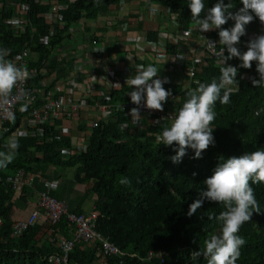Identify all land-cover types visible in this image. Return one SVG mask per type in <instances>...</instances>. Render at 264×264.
<instances>
[{
	"label": "trees",
	"instance_id": "1",
	"mask_svg": "<svg viewBox=\"0 0 264 264\" xmlns=\"http://www.w3.org/2000/svg\"><path fill=\"white\" fill-rule=\"evenodd\" d=\"M1 1L0 48L8 49L12 55L23 47H31L35 57L29 58L28 89L34 91L44 76L33 70L39 68L54 50L67 45L71 40L70 28L81 19L96 18L99 12L121 0H46L44 4L40 0ZM216 2L204 0L205 11ZM16 3H25L28 7L23 13V27L18 30L5 23L6 18L15 12ZM147 3L168 7L180 29L196 26L188 7L190 0H147ZM232 3L234 8L242 7L240 0H232ZM52 4L64 7L59 11L62 27L59 22L51 24L46 20ZM233 25L234 21L229 20L222 27ZM51 29L53 33L50 34ZM218 31L214 29L206 35L219 40ZM44 35L48 36L47 43L39 41ZM155 36L152 32L150 39ZM88 39L90 41V37ZM170 49H173L172 45ZM246 50L240 49L241 52ZM227 62L232 66L241 64L237 58ZM238 73L242 74L238 78L239 87L230 88L229 103L222 105L217 101L215 106L217 115L211 124L214 146L204 151L200 159H193L194 151L188 149L180 163L171 160L177 146H165L156 137L171 125L188 99L190 89L196 88L198 82L219 80L220 67L211 60L195 66L186 86H172L174 97L165 104L164 119L157 117L156 121H147L142 118L139 124L133 123L130 116L116 108L117 102L129 99L130 86L122 84L120 88L112 89L108 119H99L96 126L81 124L80 128L86 129L88 146L85 151L68 155L63 154L62 149L71 148L72 137L55 129L63 124L62 118L54 121L55 127L47 122L40 124L43 128L40 142L30 129L26 135H14L30 111L28 105L19 103L14 120L6 123L5 132H0V151H8L10 138L19 141L13 162L0 169V264H51L48 258L59 251V238L72 239L73 225L65 218L54 224L43 219L19 235L12 233L18 203L28 202L31 189L28 183L15 187L7 177L18 170H23L27 177L39 165L75 167L78 183L91 182L89 190L95 196L92 209L96 213L95 229L120 252L106 255L98 240L85 244L76 241L68 255V264H207L203 256L192 259L191 252L202 250L204 240L211 234H219L222 224L215 217L224 209L220 204L205 200L202 207L189 217V205L199 198L202 189L206 190L204 181L213 174L219 162L264 150V86L252 85L253 79H259L256 62L250 69L239 68ZM91 97L102 102L95 93ZM125 124L127 127L122 128ZM123 178L130 183L121 184ZM251 186L261 210L254 212L252 220L240 229L239 235L246 243L240 249L237 264H264V183Z\"/></svg>",
	"mask_w": 264,
	"mask_h": 264
},
{
	"label": "clouds",
	"instance_id": "2",
	"mask_svg": "<svg viewBox=\"0 0 264 264\" xmlns=\"http://www.w3.org/2000/svg\"><path fill=\"white\" fill-rule=\"evenodd\" d=\"M240 4L242 7L237 9L234 8L232 0L228 3L217 0L212 7L207 8V11L204 0H190L188 4L191 19L201 33L219 30V41H208V46L215 50L217 43L222 45L219 52L215 53L222 66L219 80L213 78L210 83L198 82L196 88L187 92L188 99L174 116L171 125L157 135L156 138L161 144L177 146L174 149L176 154L171 157L173 163L182 162L188 149L194 151L193 159H200L204 151L214 146V128L211 124L217 115L215 106L217 101L222 105L229 103L230 86L239 87L237 81L239 68L250 69L252 63L256 62L259 79H253L252 85L264 86V34L249 40L247 50L244 52L237 47L241 37L246 35V25L254 18L264 23V0H240ZM229 20L234 21V25L223 28L222 26ZM8 55V49L0 48V100L5 103L12 96L13 89L30 78L28 70L7 59ZM233 58L239 59L241 64L239 66L228 64L227 61ZM161 70L149 64L127 78L126 84L135 89L128 93L131 102L137 106L128 114L133 123L139 124L143 118L140 112L141 105L149 110L163 111L164 103L172 96L171 90L164 88V84L169 83L168 78H158ZM113 85L122 86L119 83ZM8 118L14 120V115L9 112ZM7 148V152L0 151V169L7 168L15 159L19 148L18 139L10 138ZM120 183L129 184L130 181L123 178ZM258 183H264V150L233 156L218 163L213 174L204 181L206 190L202 189L199 198L189 205L187 215L191 217L195 214L205 200L220 204L224 210L215 219L221 222L222 227L219 234H211L204 240L202 250L191 252L192 259L203 256L207 264H237L240 249L246 243L239 235L240 229L246 222L252 220L254 212L259 213L261 210L255 190L251 186Z\"/></svg>",
	"mask_w": 264,
	"mask_h": 264
},
{
	"label": "crops",
	"instance_id": "3",
	"mask_svg": "<svg viewBox=\"0 0 264 264\" xmlns=\"http://www.w3.org/2000/svg\"><path fill=\"white\" fill-rule=\"evenodd\" d=\"M150 8L147 0H121L118 4L110 5L108 9L99 12L96 18L81 19L75 23L70 28L71 40L67 42V45L54 50L49 55L48 62L51 68L47 73H39L44 78L34 91L41 97L43 94L49 97L62 93L77 100L83 99L79 111L63 121V125L69 128L68 133L65 134L71 135L73 144L76 141L86 140V129H81V124L90 127L93 121L107 120L109 109L112 107L109 100L102 101L101 103H105L108 107V114L102 116L99 107L101 103L91 97L97 92L93 91L88 95L85 91L83 80L87 77H99V91L117 89L119 87L113 84H120V77L129 78L135 75L141 67L152 64L162 69L158 78H168L169 83L164 84V88L170 89L172 96H174L173 85L186 86L188 84L187 78L190 77L187 70L191 63L187 61L180 64L175 61V53L184 52L188 58L190 57L191 47L188 46V52H185L183 49L185 42L183 43L179 37L184 29H180L175 15L169 11L168 7H161L158 4V10L154 13H151ZM188 28L196 31V34L200 33L197 26ZM152 32L156 35L154 39H150ZM143 39L147 42H163L167 48V56L162 59L155 58L150 51L149 44ZM199 39V36L195 37L194 43ZM170 45L173 47L172 50ZM98 46H102V53H93L92 49ZM225 54L227 55V51ZM32 57H35L34 54ZM78 64L82 66V69H76ZM57 86H60L61 90L56 91ZM132 90L135 89L130 86V92ZM129 100H131L130 96L128 100L119 101L116 105ZM141 115L149 121L147 114L141 113ZM75 170V167L36 166L34 171L28 174L25 182L31 189L27 196L28 202L18 203L19 206L14 213L15 219H26L30 211L38 208L36 204L38 194L50 181L57 182L56 187L49 191L50 194L67 203L70 209L80 213L92 211L95 196L89 190L91 182L78 183L75 180ZM41 221L43 222V219L38 223ZM73 236L74 233L72 239Z\"/></svg>",
	"mask_w": 264,
	"mask_h": 264
},
{
	"label": "built area",
	"instance_id": "4",
	"mask_svg": "<svg viewBox=\"0 0 264 264\" xmlns=\"http://www.w3.org/2000/svg\"><path fill=\"white\" fill-rule=\"evenodd\" d=\"M46 0H40V3H46ZM158 3H152L149 7L151 13L156 12ZM3 7V2L0 0V9ZM64 7L60 4H52L50 11L46 16V20L52 23L60 24L61 23V14L60 10ZM27 5L25 3H16L15 12L8 18H6L5 23L11 26L13 29L18 30L23 27V13L27 12ZM264 23H261L259 20H253L251 25L248 24V32L241 39V42L237 47L239 49H247V42L258 35L264 34ZM50 34L53 33V29L50 30ZM208 33V32H207ZM199 36V41H195V37ZM180 40L183 41L184 51L188 52V46L191 47L190 57L188 58L186 53H175V61L180 64H184L187 61L190 66L187 70L188 76L191 77L194 73V67L198 64H206L208 60H211L213 64L217 67H221L222 64L220 62L219 57L215 54L219 52L220 45L217 43L215 50L210 49L208 46V41L218 42L219 40L206 35L204 33L196 34L191 28L184 29L181 34H179ZM39 41L43 43L48 42V36L44 35L39 38ZM150 46V51L155 58H165L168 54L166 45L161 41H146ZM93 53H102V46L94 47L92 49ZM226 52V49H225ZM33 55L32 49L30 46L23 47L20 51L8 55L7 59L12 60L18 66L24 67L30 73L31 71L28 68V61ZM226 55V54H225ZM51 68V65L48 62V59L45 60L39 68H35L38 73H47ZM76 69H82V66L78 64ZM101 78H104L101 76ZM237 74V81H238ZM98 79L99 77H87L83 80V84L85 87V91L87 94L95 91L98 96L102 99V101L109 100V92L106 90L99 91L98 87ZM126 77H120V85L126 84ZM234 88V86H231ZM55 90H61L60 86L55 87ZM27 93V95H25ZM174 97V96H172ZM83 99H74L70 95H64L62 93L54 94L47 97L46 94H43L42 97L38 96L35 91H30L28 89V80L19 84L16 88L13 89L12 96L8 98L7 102L0 100V132H5L7 130V122L11 120L8 118V113L11 112L15 116V110L19 103H23L29 106L30 111L29 115L23 119L20 127L15 131L14 135L21 136L26 135L28 130H31V133L37 137V141L40 142L43 140V128L40 126L41 123L47 122L49 125L54 126V121L57 119L70 118L72 114H75L79 111L82 106ZM102 116L108 114V107L105 103L99 104ZM133 107H137L134 105L131 100L127 102H121L116 105V108L124 111L126 114L130 112ZM163 111L157 110H149L145 106H140V111L149 114L151 117L149 121H156L157 117L161 119L165 118L166 105H163ZM156 115V117H153ZM98 121V120H97ZM97 121H93L92 125L96 126ZM55 127V126H54ZM57 131L61 134H67L69 128L66 125L59 124L55 127ZM88 146L87 140L76 141L71 146L70 149H62V153L68 155L70 153L76 151H85ZM27 177L23 170H18L14 175L8 176L7 180L12 183L13 186L19 187L23 183L26 182ZM57 182L50 181L46 184V187L43 191L38 194L37 198V207L33 209L26 219L15 220L12 224V233L14 235H19L22 231L27 229L29 226L38 223L41 219L48 220L51 224L58 222L61 218H65L73 225L74 229V238L69 239L65 237H61L58 240L57 246L59 251L53 255H50L48 261L51 264H68V255L71 252L75 241L80 243H89L90 241L98 240L100 242L101 249L106 255H118L119 249L107 238L103 237L96 229V213L94 211H90L87 213H78L70 209L69 205L64 201L52 196L50 194V190L55 188Z\"/></svg>",
	"mask_w": 264,
	"mask_h": 264
},
{
	"label": "bare ground",
	"instance_id": "5",
	"mask_svg": "<svg viewBox=\"0 0 264 264\" xmlns=\"http://www.w3.org/2000/svg\"><path fill=\"white\" fill-rule=\"evenodd\" d=\"M194 68H195V67H194ZM239 75H240V76H242V74H241V73H240V74L238 73V77H239ZM120 87H121V86H120ZM120 87H119V88H120ZM230 88H231V89H235L236 87H234V88H233V87H231V86H230ZM117 89H118V88H117ZM111 90H112L111 88H110V89H108V90H106L107 92H109V95H110V91H111ZM88 95H89V94H88ZM170 99L172 100V99H173V97H171ZM170 99H169V100H170ZM168 103H169V102H168ZM164 104H167V102H166V103H164ZM140 112H141V111H140ZM141 113H145V112H141ZM127 114H128V113H127ZM127 114H126V115H127ZM145 114H147V113H145ZM147 116H149V114H147ZM73 233H74V230H73ZM73 238H74V236H73ZM75 242H76V241H75ZM90 242H92V241H90Z\"/></svg>",
	"mask_w": 264,
	"mask_h": 264
}]
</instances>
